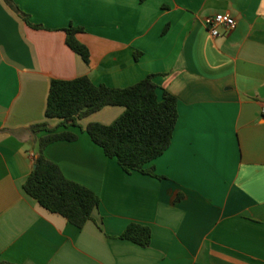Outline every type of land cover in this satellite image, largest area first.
<instances>
[{
    "label": "crops",
    "instance_id": "1",
    "mask_svg": "<svg viewBox=\"0 0 264 264\" xmlns=\"http://www.w3.org/2000/svg\"><path fill=\"white\" fill-rule=\"evenodd\" d=\"M11 2L0 0V264H264V0ZM223 14L236 25L212 37L206 20ZM70 26L88 64L65 44ZM148 75L177 99L170 146L146 165L159 178L124 173L84 132L123 112L105 107L67 129L76 141L44 149L98 196L92 219L78 229L24 192L44 135L30 127L59 123L45 118L51 80L126 88ZM130 223L150 228L148 247L119 238Z\"/></svg>",
    "mask_w": 264,
    "mask_h": 264
},
{
    "label": "trees",
    "instance_id": "2",
    "mask_svg": "<svg viewBox=\"0 0 264 264\" xmlns=\"http://www.w3.org/2000/svg\"><path fill=\"white\" fill-rule=\"evenodd\" d=\"M5 1L12 6L11 0ZM22 16L31 25L26 16ZM82 30L72 26L64 29L65 44L88 64L89 50L76 37ZM153 80L154 76L148 75L126 88L95 85L85 76L51 80L45 118L56 119L59 123L56 127L47 122L30 127L34 135H44L37 140L35 168L23 184L24 192L42 208L62 216L78 229L92 219V213L100 203L98 196L87 187L67 179L59 166L45 157L44 149L54 142L76 141L78 136L67 129L77 127L83 130L78 122L105 107H122L123 112L109 125L89 123L84 132L107 158L116 160L124 173L158 177L153 168L146 165L170 146L178 114L177 99L160 90ZM59 127L65 129L58 131ZM119 238L145 248L150 245L151 230L145 225L130 223Z\"/></svg>",
    "mask_w": 264,
    "mask_h": 264
},
{
    "label": "built area",
    "instance_id": "3",
    "mask_svg": "<svg viewBox=\"0 0 264 264\" xmlns=\"http://www.w3.org/2000/svg\"><path fill=\"white\" fill-rule=\"evenodd\" d=\"M235 25V20L227 14L216 15L206 20L207 31L212 37H218L220 35V28L231 30ZM261 115L264 118V105L261 108Z\"/></svg>",
    "mask_w": 264,
    "mask_h": 264
},
{
    "label": "water",
    "instance_id": "4",
    "mask_svg": "<svg viewBox=\"0 0 264 264\" xmlns=\"http://www.w3.org/2000/svg\"><path fill=\"white\" fill-rule=\"evenodd\" d=\"M33 168H35V166Z\"/></svg>",
    "mask_w": 264,
    "mask_h": 264
}]
</instances>
